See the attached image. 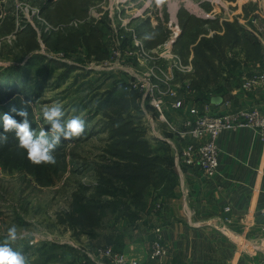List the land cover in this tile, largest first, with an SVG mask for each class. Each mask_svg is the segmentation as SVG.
<instances>
[{
	"label": "rangeland",
	"instance_id": "obj_1",
	"mask_svg": "<svg viewBox=\"0 0 264 264\" xmlns=\"http://www.w3.org/2000/svg\"><path fill=\"white\" fill-rule=\"evenodd\" d=\"M63 1L66 0H0V76L12 70L18 75L23 73L28 91L33 92L34 88L39 90L37 91L39 99L31 111L33 119L29 121L30 125H46L42 109L55 103L62 105L65 120L74 115L85 120V132L76 139V143L62 147L61 144L58 145L54 152L55 164L39 166L31 164L26 153L18 148V141L13 133L7 134L9 137L7 144H0V243L4 242L7 229L12 225L17 226L18 231L24 233L26 238L18 241L14 247L23 252L29 264H85L84 258L87 259L89 252L95 248H112L121 253L119 251L121 241L136 240L140 225L145 227L150 224L152 227L159 222L160 212H155V206L158 201L164 202V194H170L177 186L175 168L169 171V174L163 169L160 170L153 181V186L145 194L144 207L138 212L136 220L134 216L128 214L125 200H121L117 209L107 210L106 217L102 220V228L95 232L94 238L78 234L62 221L63 215L70 210L72 194L75 193L77 184L91 189L86 196H89L96 186L94 164L101 162V150L107 138L106 124L114 119L112 115L121 113L124 118L137 114L133 108H129L126 112L120 106L118 108L114 105L102 106L108 94L115 92L114 96H118L121 93L120 84L124 81L121 75L87 69L89 63H100L110 55L107 11L102 15L100 23L81 24L79 28L63 33L41 32L38 36L37 31L44 28L43 24L55 26L66 24L71 20L81 21L87 16L89 8L100 4L103 0H76V3H80L79 7L83 5L86 8L83 17L77 18L76 15L68 12L66 20L49 22L48 9H54ZM167 4L170 8L173 5L181 8L176 16L180 32V20H185L187 17L195 22L216 21L220 27L224 22H237L252 36L260 48L258 51L260 60L249 63L246 60L247 56L241 55L237 57L239 60L237 68L232 71H226L223 62L217 59L215 61L219 69L217 86L205 88L203 91L191 86L187 92L180 94V97H186L188 101H202L205 100V96L209 98L219 96L229 89L241 86L242 79L248 73H264V44L256 38L248 23L250 18L255 17L257 10L262 9L257 5L264 7L262 0H152L151 17L157 24L154 30L148 29L149 17V20L140 18L130 20L131 26H138L139 34L142 28H144L142 31L146 30V33L153 34L154 38L149 39L150 48L162 44L170 34ZM43 6L47 8L44 15L41 13ZM142 6L143 2L133 9L126 10L123 12V17L130 19L136 14L131 10H137ZM238 8H241L242 12L237 14ZM258 13H264V10ZM259 24L264 26V21L260 19ZM199 26L201 30L198 40L202 37L211 38L216 33L207 24ZM85 27L102 30L98 44L105 53L103 59L98 60L93 55H89L82 42L72 51L52 49L43 42L44 37H53L52 40L65 38L77 34ZM33 34L34 39H32ZM217 34H223V29L218 30ZM180 37L181 33L177 42ZM32 41L38 46L30 50ZM39 41L42 46L39 45ZM56 52L63 53L66 59L76 64L72 66L75 67L72 72L67 69L70 67L68 64L47 57ZM226 55L227 57L230 55L229 51ZM184 59L192 64L191 49ZM193 78L192 75L191 79ZM3 114L4 112L0 113V133L3 132ZM179 115L181 113H171L169 117L178 119L181 117ZM135 120L138 121V118ZM91 133H94L92 137H90ZM145 134L150 145L162 157L170 158L174 163L173 152ZM163 135L169 136L165 132ZM248 252L251 253L250 250Z\"/></svg>",
	"mask_w": 264,
	"mask_h": 264
},
{
	"label": "built area",
	"instance_id": "obj_2",
	"mask_svg": "<svg viewBox=\"0 0 264 264\" xmlns=\"http://www.w3.org/2000/svg\"><path fill=\"white\" fill-rule=\"evenodd\" d=\"M107 2V3H106ZM143 2V6L135 11L130 19L123 17V12L133 9ZM264 2V0H262ZM152 0H103L100 4L87 10V16L81 20H71L66 24L49 26L37 31L51 34L63 33L77 29L81 24L102 22V15L107 11V29L109 32V57L100 63H89L88 70L109 72L123 77V91L137 92L138 114L142 127L147 135L155 142L165 144L174 157L175 169L180 166L189 170H198L205 181H211L217 174L219 150L217 140L222 132H235L248 128L264 140V114L255 110L240 109L229 111L228 102L221 96L211 97L208 101H188L180 94L191 88L193 67L190 61H184L175 51V45L180 35L176 16L181 9L177 6L172 10L167 4L166 13L169 15L170 34L168 38L156 48L146 46V30L138 26H131L130 20L150 18L148 29L154 30L156 23L151 17ZM257 10L255 17L248 20L253 34L264 44V26H260L261 14ZM161 9V8H160ZM36 15L38 12L35 11ZM127 13V12H126ZM131 13V12H128ZM146 17V18H144ZM149 17V18H148ZM38 18V17H37ZM40 20V18H38ZM147 20V21H148ZM242 23V19H240ZM148 32V30H147ZM144 34V35H142ZM39 45L42 46L39 41ZM50 60L76 66L65 58L61 52L47 55ZM241 90L251 92L255 88H264V73L251 72L241 82ZM225 105L227 111L214 113L212 108ZM181 113L178 119H171L169 114ZM169 136L163 135V133ZM164 202L158 201L155 212H160ZM225 215L230 213V207L223 210ZM232 220L228 217L209 223V227L227 238L234 236L242 253L264 255V229L259 236L248 239L245 234L232 235L229 228ZM150 244V260L156 264H170L167 262L169 251L162 238L160 227L153 229ZM248 250L251 251L248 252ZM92 264H142L127 258L124 254L112 248H95L87 256Z\"/></svg>",
	"mask_w": 264,
	"mask_h": 264
},
{
	"label": "trees",
	"instance_id": "obj_3",
	"mask_svg": "<svg viewBox=\"0 0 264 264\" xmlns=\"http://www.w3.org/2000/svg\"><path fill=\"white\" fill-rule=\"evenodd\" d=\"M79 4L76 3V0L63 1L54 9H48V19L44 17L51 23L66 20L68 12L76 15L77 18H81L84 16L86 8L83 5L79 7ZM46 9L43 6L42 15H44ZM200 24L211 26L216 33L211 38L202 37L198 40L201 30ZM180 25L181 37L175 45V51L185 60L184 58H187L191 49L194 77L191 86L196 90L203 91L205 88L217 86L219 72L215 64L217 59L223 62L226 71L237 68L239 63L237 57L241 55L243 57L246 55L247 59H245L249 63L260 60L258 52L260 48L257 42L237 22H224L220 27L216 21L195 22V20L187 17L185 20H180ZM221 28L223 34L219 35L217 32ZM101 31V29L85 27L77 34L68 35L65 38L52 40L53 37H44L43 42L49 48L65 51H72L82 42L89 55L101 60L105 57L104 51L98 44ZM34 38L33 34L32 39ZM160 39L156 40L160 41ZM34 41L31 43L30 50L36 49V46H38ZM146 46L149 48L151 46L149 39H146ZM227 51L230 54L228 57L226 55ZM74 68L70 66L67 69L72 72ZM120 90L121 93L118 96H114L115 92L108 94L102 106L110 107L114 105L116 108L120 106L126 112L129 108H133L137 114L124 118L121 113L112 115L114 119L106 124L107 138L101 150V162L94 164L96 186L89 196H86V193L88 194L91 189L89 190L85 185L78 183L75 193L72 194L70 210L63 215L64 218L62 219L73 231L91 238L96 237L95 232L102 228V220L106 217L107 210L109 208L117 209L121 200H125L128 205V214L134 216L136 220L138 212L144 207L145 194L153 186V181L158 172L163 169L169 174V171L174 168L173 160L162 157L146 139V132L142 127L138 114L140 95L137 92L123 91V83L120 84ZM37 91H39L37 88H34L33 92L28 91L23 80V73L18 75L12 70V72L1 74L0 113H8L19 122L23 118L18 116L16 112H12L11 109L14 107L18 111L27 110L29 121H31L33 119L31 117L32 108L39 99V92L37 93ZM222 95L219 96L223 97ZM209 99L205 96V100L202 101H208ZM25 101H31V105L24 103ZM135 117L138 118V121L135 120ZM31 128L38 134L42 129L48 131L50 126L31 124ZM10 133L12 132L7 134ZM93 135L94 133H91L90 137ZM73 143H76V139L62 141L61 147ZM163 145L161 146L166 148V145ZM84 259L85 264H92L86 258Z\"/></svg>",
	"mask_w": 264,
	"mask_h": 264
},
{
	"label": "crops",
	"instance_id": "obj_4",
	"mask_svg": "<svg viewBox=\"0 0 264 264\" xmlns=\"http://www.w3.org/2000/svg\"><path fill=\"white\" fill-rule=\"evenodd\" d=\"M236 12H242L241 8ZM222 96L229 111L245 108L264 114V88L244 92L239 86ZM212 111L227 109L221 105ZM217 147L216 176L207 182L198 170L176 169L177 186L164 194L159 222L152 227L140 225L136 240L121 241V253L142 264H156L149 253L153 229L160 227L170 264H264V255L242 253L234 243L237 238H227L209 227V223L228 217L232 235L245 234L252 239L264 229V140L243 128L222 132ZM225 207H230L228 215L223 213Z\"/></svg>",
	"mask_w": 264,
	"mask_h": 264
},
{
	"label": "clouds",
	"instance_id": "obj_5",
	"mask_svg": "<svg viewBox=\"0 0 264 264\" xmlns=\"http://www.w3.org/2000/svg\"><path fill=\"white\" fill-rule=\"evenodd\" d=\"M154 38L153 34H146L145 39ZM24 103L31 105V101ZM12 112L23 119L17 121L12 115L4 113L2 117L3 132L0 133V144H7V133H14L18 148L26 153L28 161L33 165L55 164L54 152L62 141H72L80 138L85 132V120L80 116H72L65 120V112L60 103L46 106L42 109V115L48 131L42 129L38 134L31 128L29 113L27 110L11 109ZM25 234L18 231L17 226H10L5 235V240L0 243V264H29L27 257L14 245L24 240Z\"/></svg>",
	"mask_w": 264,
	"mask_h": 264
},
{
	"label": "bare ground",
	"instance_id": "obj_6",
	"mask_svg": "<svg viewBox=\"0 0 264 264\" xmlns=\"http://www.w3.org/2000/svg\"><path fill=\"white\" fill-rule=\"evenodd\" d=\"M176 8H177L176 5L171 6L172 10H175Z\"/></svg>",
	"mask_w": 264,
	"mask_h": 264
}]
</instances>
